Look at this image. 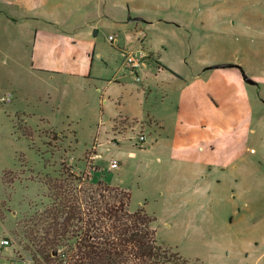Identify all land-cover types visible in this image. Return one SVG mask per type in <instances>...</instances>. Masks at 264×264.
Masks as SVG:
<instances>
[{"label":"rangeland","instance_id":"rangeland-1","mask_svg":"<svg viewBox=\"0 0 264 264\" xmlns=\"http://www.w3.org/2000/svg\"><path fill=\"white\" fill-rule=\"evenodd\" d=\"M36 41L54 42L56 50L36 49ZM147 49L186 84L155 73L151 64L147 86L137 82L125 56ZM41 58L64 71L38 69ZM148 59L145 54L142 67ZM204 62L238 64L256 84L228 86L229 75L241 73L237 67L214 68L209 81H193ZM87 69L84 76L69 74ZM205 85L225 95L208 134L210 160L243 159L264 180V0H0V239L11 241L0 264H33L21 259L28 246L23 223L50 203L44 181L59 178L61 164L79 176L88 172L92 182L127 187L129 209H138L143 193L135 174L158 157L155 143L171 147L176 138L205 145L201 132L186 129L177 138L172 123L161 129L146 115L159 111L160 100L174 106ZM139 134L146 138L142 146ZM112 159L117 169H109ZM215 176L222 197L212 210L168 200L152 224L157 243L188 264H264V182L249 191L248 176L240 192L231 183L234 174Z\"/></svg>","mask_w":264,"mask_h":264},{"label":"trees","instance_id":"trees-1","mask_svg":"<svg viewBox=\"0 0 264 264\" xmlns=\"http://www.w3.org/2000/svg\"><path fill=\"white\" fill-rule=\"evenodd\" d=\"M61 166L44 181L50 203L23 223L33 264H188L157 243L155 218L129 209V191Z\"/></svg>","mask_w":264,"mask_h":264},{"label":"crops","instance_id":"crops-1","mask_svg":"<svg viewBox=\"0 0 264 264\" xmlns=\"http://www.w3.org/2000/svg\"><path fill=\"white\" fill-rule=\"evenodd\" d=\"M136 18L133 19L135 23L139 21ZM35 48L54 52L56 50V43L48 42L47 44H40L36 41ZM71 48L74 47L72 46ZM145 54L148 55V62L144 67L137 70V75H135L132 70L130 71V74L135 75V80L142 86H144V84L147 86V83H145V75L152 70L157 74L166 73L167 78L178 81L180 85L186 84L187 81L182 77L180 72L176 71L177 69L175 70L168 65L159 63L154 53L149 49L145 51ZM35 63L38 69L50 73H61L64 71L62 68L56 67L58 65L53 63L49 58L38 59ZM125 63L127 64L126 61ZM149 64L153 65L152 70H150V68L148 69ZM214 64L215 63L212 62L202 63L195 72H192L190 78L193 81H200L204 78L209 81V78L213 76V72L210 70L214 69L212 68ZM91 66L92 64H90V67ZM71 72L69 74L73 76H84L89 73L90 70L87 69L85 72L79 73ZM229 76L230 79L227 80L228 86L232 85L234 82L241 88H245L244 85L248 84L242 78V70L241 73L232 72ZM136 77H138V79ZM204 87L205 88L201 86L196 89L195 92L189 93L190 95L188 97H180L179 100L175 101L174 106L169 105L168 100L162 99L159 101V111L154 114L152 113V115H146L150 121L155 122L161 129L165 128V121L172 123L177 138L181 131L186 129L197 130L203 134V143L205 144L201 147H196V145H192L191 141L186 144L185 142H178L176 138V143L173 141L171 147H162L160 142L155 143L153 148L155 153L158 154V157H156L154 163L144 166L138 165L140 172L139 174H137V172L135 174L134 185L137 190H141L143 193V201L139 203V208H143L147 213H151V215H149L155 217V220L161 216L160 213H163V208L167 207V201L170 199L181 201L185 206H191L193 210L206 207L211 211L213 206L217 203V197H222L221 193H218L221 184L220 179H217L215 176L216 173L224 177L229 174H234L231 183L234 187H238L240 192L245 191L242 189L241 184L247 180L248 176H252V168H248L247 161L243 159H239L238 161L230 160L223 164H217L212 159L210 160L213 147L209 144L210 140L208 134L214 132L216 129L212 121L213 115L218 106L224 102L223 97L225 95H222L224 92L221 93L220 90H217L215 91L217 97H215V93L213 92V94H211L208 90V85ZM146 89L148 91L150 90L148 87H146ZM124 115L127 120L142 123L140 117L134 114L125 113ZM189 116L190 118H188ZM219 130L224 131V129L220 127ZM165 153L167 155H163ZM182 153L186 154V156H183ZM19 154L24 156L23 152H19ZM98 156L99 155H96L95 160ZM135 157V152H129L128 158ZM109 169L111 168L109 167ZM8 170L10 169H5L4 171ZM163 178L167 179V186L165 189H163ZM262 182H264V180L261 176H254L251 182L253 187L249 191L256 192L262 186ZM117 187L125 190L128 189L123 185ZM201 198L202 200L206 198L207 203H201ZM11 264L16 263L12 262Z\"/></svg>","mask_w":264,"mask_h":264},{"label":"built area","instance_id":"built-area-1","mask_svg":"<svg viewBox=\"0 0 264 264\" xmlns=\"http://www.w3.org/2000/svg\"><path fill=\"white\" fill-rule=\"evenodd\" d=\"M109 40L113 41L114 39L109 36ZM144 52L141 50H136L132 52H128L125 56L126 62L129 64L131 70L137 75V70H139L143 66V61L142 58L144 56ZM138 79V77H136ZM10 95L6 99V101H10ZM146 138L143 134H139L137 137V143L139 145H143L145 142ZM109 167L111 169H117L119 167V162L115 159H112L110 161ZM11 245V241L8 238H1L0 239V257L3 254V250ZM21 259L29 260L31 261V258L28 255H25L24 258L22 257Z\"/></svg>","mask_w":264,"mask_h":264},{"label":"water","instance_id":"water-1","mask_svg":"<svg viewBox=\"0 0 264 264\" xmlns=\"http://www.w3.org/2000/svg\"><path fill=\"white\" fill-rule=\"evenodd\" d=\"M221 67L222 68L223 67H237L240 70H242L240 65L235 64V63H223V64H217V65H213L212 66V68H221ZM242 78L248 84H252V85L256 84V82L253 79H251L250 77H248L243 71H242Z\"/></svg>","mask_w":264,"mask_h":264}]
</instances>
